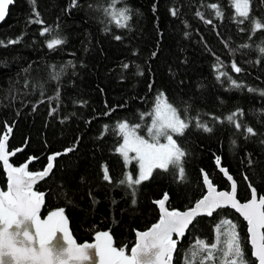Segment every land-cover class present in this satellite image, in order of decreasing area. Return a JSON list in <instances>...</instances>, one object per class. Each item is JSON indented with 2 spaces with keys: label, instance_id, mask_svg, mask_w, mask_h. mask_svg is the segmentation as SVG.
Returning a JSON list of instances; mask_svg holds the SVG:
<instances>
[{
  "label": "trees",
  "instance_id": "16d2710c",
  "mask_svg": "<svg viewBox=\"0 0 264 264\" xmlns=\"http://www.w3.org/2000/svg\"><path fill=\"white\" fill-rule=\"evenodd\" d=\"M109 4L13 0L8 6L0 21V138L6 125L12 127L8 146L23 149L11 162L37 157L29 165L32 170L44 166L47 154L61 152L48 177L35 185L45 193L41 214L63 208L77 241L107 230L113 244L127 252L135 230L157 219L153 200L164 192L171 207L191 205L204 192L201 170L219 188L228 187L215 170L216 156L236 180L239 200L248 198V184L264 192V53L259 50L264 47V0H249L247 19L238 16L232 0H117L116 8L130 9L126 27L106 15L104 9L112 11ZM211 5L223 15L218 17ZM37 13L43 23H29ZM44 26L52 32L41 36ZM18 37V43H10ZM55 38L65 43L50 50L47 43ZM160 94L191 120L182 137L175 135L187 152L186 179L177 180L178 169H156L148 181L134 186V197L127 184L119 183L125 167L116 151L121 141L117 125L139 124V134L147 137ZM237 109L242 115L229 122ZM197 116L213 131L196 128ZM236 123L243 126L238 129ZM5 180L0 163L1 187ZM222 219L238 225L246 259L255 264L245 224L227 207L196 218L177 244L173 264H216L196 242L209 245L213 225Z\"/></svg>",
  "mask_w": 264,
  "mask_h": 264
},
{
  "label": "snow or ice",
  "instance_id": "6c2138e0",
  "mask_svg": "<svg viewBox=\"0 0 264 264\" xmlns=\"http://www.w3.org/2000/svg\"><path fill=\"white\" fill-rule=\"evenodd\" d=\"M12 3L13 0H0V21L5 19L8 6ZM73 4H76V0H73ZM116 4L117 0H110L109 7L112 11L106 8L104 12L116 22L117 26L126 27L124 22L130 19L128 14L130 9L126 6L116 8ZM234 4L238 16L247 19L249 17V0H234ZM153 7L155 9V5ZM211 7L217 9L218 17L223 15L217 5H211ZM176 14L175 11L172 12V15ZM36 15L37 19L30 20L29 23H43L39 20V14ZM197 15L200 13L198 12ZM208 22L211 23V21ZM239 22L243 23V20ZM260 27V22L255 21V29ZM50 32L52 29L44 26L40 34L45 36ZM21 38L18 37L10 43H18ZM115 38L122 39L121 36ZM64 43L63 39L55 38L47 43V47L53 50L55 46ZM259 50L264 53V47H260ZM123 67L128 68V65L125 64ZM231 67L235 72H241V68L236 63H232ZM221 75L232 79L226 72H221ZM232 84L242 87L235 80H232ZM249 90L254 91V89ZM55 99L59 100V93ZM51 114L50 112L49 115ZM150 115L151 125L147 128V138L139 134L141 129L139 124L130 126L127 122H121L117 125L123 143L116 151L123 156L126 164L132 160L139 164L138 178L133 179L132 175L126 174L125 178L119 182L122 185L127 184L132 189L134 197L138 191V187L134 186L148 181L156 169L166 172L178 169L177 180L183 182L186 179L183 161L187 152L177 142V139H174V135L182 137L185 131L190 128L191 120L186 116L182 118L177 108L167 101L157 102ZM238 115H242L239 109L229 115L227 119L232 122ZM194 119L196 128L209 133L213 131L206 123L200 121L199 116ZM242 126V123H236V128L239 129ZM104 127L107 131L108 126ZM6 128L7 133H11L12 127L6 125ZM247 133L255 135L252 127H247ZM8 139L9 135L7 134L0 138V161L3 162L8 179V190L0 191V264H83L84 261L90 259L87 255L88 249L95 250L99 264H172L173 252L179 243V238L185 235L190 226H194L196 218L201 214L212 216L217 210L228 206L239 212L247 221L250 243L253 248L252 255L259 264H264V231H262L264 229V195H261L257 200V191L252 188L251 200L240 203L236 198L237 185L235 182L231 184V191H218L207 174L203 176L207 194L197 200L195 206L190 207L187 211H169L165 206L168 200L167 193L162 199L155 201L159 205L161 213L159 222L153 224L148 231L136 233L138 239L135 246L131 248L130 255L126 254L123 247L117 249L113 246V237L109 231L98 232L96 243L78 246L68 231L63 208L51 212L45 220H41L39 216L40 208L45 202V193L34 191L33 187L39 180L49 175L55 157L51 155L48 157L49 163L42 172H29L26 170V165L13 167L9 163L10 153L5 150ZM161 141H166V143ZM72 150L65 149V152ZM132 153L135 156H131ZM60 155L61 153L55 154V156ZM216 163L220 164V157L216 158ZM201 171L203 172V170ZM221 171L230 181L233 179L226 170L221 168ZM103 179L106 181L110 179L106 167ZM132 202L135 204L136 200L133 199ZM222 224L227 225L224 232L226 250H223V256L231 258L230 264H251L242 249V241L237 232L238 225L231 221H222ZM219 229L220 225L217 226V231ZM57 231L62 233V240L66 242V248L57 249L50 245ZM174 234L177 239H173ZM196 244L199 246L200 252L208 253L206 259H211L214 250L218 248L217 243H213L209 248L203 240H198ZM226 264H228L227 261Z\"/></svg>",
  "mask_w": 264,
  "mask_h": 264
},
{
  "label": "water",
  "instance_id": "95a60500",
  "mask_svg": "<svg viewBox=\"0 0 264 264\" xmlns=\"http://www.w3.org/2000/svg\"><path fill=\"white\" fill-rule=\"evenodd\" d=\"M5 134L9 135V138H10L11 133H7V128H6V131L2 133L1 138H2ZM8 141H9V139H8ZM8 141L6 142V149H5V150H6L7 152L10 153V156H9V163H10L13 167H21V166H25V165H26V170L29 171V172H33V173H36V172H42L43 169H44V168L48 165V163H49L48 157H49L50 155H51V156H54V157H57V156H55V154H56V153H59V152H53V153H49V154H47V156H46V162H45L44 166H43L41 169H39V170H32V169L29 168V165H30L31 162H33L37 157L29 156L26 160H24V161L21 162V163H18V164H14V163H12V162H11V159L14 157L15 154H17L18 152L21 151L20 149H23V146H20V147L18 146V147H15V148H9V146H8ZM18 150H19V151H18ZM60 153H61V152H60ZM217 157H218V156H216V157L214 158V160H215V165H216V169H217V171L222 175V177L227 181V183H228V187H227V188H219L218 185H217L216 183L213 182V183H214V186L217 188L218 191H231V184H232L233 182L236 183V181H235V179L233 178L232 174L228 171L227 167L224 166V165H222L221 160H220V164L217 165V163H216V158H217ZM30 158H32V159L30 160ZM0 163H1L2 170H3V172H4V176H5V179H6V180H5V185H4V187H1V186H0V191H4V192H6V191L8 190L7 172H6V169H5L4 165H3V162L0 161ZM52 163L54 164V160L52 161ZM221 168H223L224 170H226V171L228 172V175H230V176L233 178L231 181L227 178V176L224 175V172L221 171ZM51 170H52V169H51ZM51 170H50V171H51ZM49 174H50V172H49ZM204 174H207L206 171H205V170H203V172L201 171V177H202V184H203L204 192H203V194H202L200 197H198L196 200H194V201L192 202L191 205H189V206H187V207H185V208L169 207V205H168V200H167V201H166V204H165L166 208H167L169 211L176 210V211L183 212V211H187L190 207L195 206L196 201L199 200V199H201L203 195L207 194V188H206V186L204 185V182H203V176H204ZM46 177H48V176H46ZM46 177L42 178V179L39 180L38 182L42 181V180L45 179ZM209 179H211V178L209 177ZM252 188H254V187H253V186L250 187V196H249L246 200H242V201L239 200V199L237 198V193H236V198H237L238 202H240V203H246V202H248L249 200H251V198H252ZM33 190H34V191H37V192H42V191L37 190V189L35 188V185H34V187H33ZM42 193H43V192H42ZM165 193H166V192H164L160 198H156V199L153 200V202H154V204H155V206H156V209H157V213H158V217H157V219H156L154 222H152L149 226H147L146 228L141 229V230H140V229H136V230H135V238H134V242L131 244V246L129 247V249H128V251L126 252V254H128V255L131 254V248L135 246V242H136L137 239H138V237H137V235H136L137 232L148 231L149 229H151V227H152L153 224H156V223L159 222V218H160L161 213H160L159 205L156 204L155 201H158V200L162 199V198L164 197ZM261 195H264V194H260V195L257 194V200H259V197H260ZM43 206H44V204L41 206V208H40V212H39V216H40L41 220H45V219H47L48 215H49L51 212H54V211H57V210H58V209H54V210L49 211V212L45 213L44 215H42L41 212H42V210H43ZM227 208H230L231 210H233L236 214H238V216H240V217L245 221V223H246L247 239H248V244H249V246H250V250H251V256L256 260V264H259L258 260L252 255L253 248H252V245H251V243H250V234H249V232H248V223H247V221H246V220L244 219V217H243L239 212H237L235 209L231 208L230 206H228ZM200 216H208V215H206V214H201ZM200 216H198V217H200ZM64 217H65V219H66V221H67V228H68V231H69V233L72 235V238L76 241V244H77L78 246H82V245H84V244H92V243H96V234H97L98 232L107 231V230H99V231H96V232L93 234V236H92V238H91L90 240L77 241V240L75 239V237L73 236L72 232H71L69 219H68V217L65 215V213H64ZM208 217H209V216H208ZM186 231H187V230H186ZM262 231H263V229H262ZM185 233H186V232H185ZM110 235L112 236L111 232H110ZM112 237H113V236H112ZM173 239H177V237L175 236V234L173 235ZM181 239H182V237L179 238V242L181 241ZM50 245H51L53 248H57V249L60 248V247H65V248H66V242H64V241L62 240V233H60L59 231H57V233H56L55 236L53 237V240L50 242ZM113 246L116 247L117 249H119L118 246H116V245H114V244H113ZM175 250H176V249H175ZM175 250H174V252H175ZM174 252H173V257H174ZM87 255L89 256L90 259L84 261L83 264H99V259H98V256H96V254H95V250H94V249H88V250H87ZM172 264H173V258H172Z\"/></svg>",
  "mask_w": 264,
  "mask_h": 264
},
{
  "label": "rangeland",
  "instance_id": "374dc122",
  "mask_svg": "<svg viewBox=\"0 0 264 264\" xmlns=\"http://www.w3.org/2000/svg\"><path fill=\"white\" fill-rule=\"evenodd\" d=\"M233 4H234V0H233ZM234 6H235V4H234ZM164 101H167V100L165 99V97H164L163 94H160V95L156 98V101L154 102V105H153V107H152L151 113H152L153 109L155 108L157 102H161V103H163ZM167 102H168V101H167ZM168 103H169V102H168ZM150 125H151V122H150V124L148 125V127H149ZM148 127H147V128H148ZM146 130H147V129H146ZM140 135H142V134H140ZM142 136H144V135H142ZM144 137H145V136H144ZM145 138H147V137H145ZM174 139H175V135H174ZM161 142H162V143H166V141H161ZM122 143H123V138H122V135H121V141H120V144L117 146V148H118ZM120 155H121V154H120ZM131 156H135V154L132 153ZM121 157H122V160H123V163H124V167H125V176H126V174H128V175H132L133 179L138 178V176H139V164H138L136 161H134V160H132L130 163L126 164V163H125V160H124V158H123L122 155H121ZM213 164H214V167L216 168L215 160H213ZM132 165H134V168H131ZM161 196H162V194H161ZM161 196H159V197H157V198H160ZM168 205H169V204H168ZM169 207H171V206H169ZM222 221H229V220H227V219H222V220L217 221V222L214 223V225H213V229H212V233H213V235H212V241L210 242V244L208 245V247L210 248L211 245H212L213 243H217V244H218V248H217V250H214L211 260L216 261V262H215L216 264H226V261L228 262V264H230V260H231V258H230V257H229V258H225V257L223 256V250H226V245H225V243H224L226 237H225V235H224V232H225V229L227 228V225L222 224ZM218 225H220V229H219V231H217V226H218ZM205 252H206V251H205ZM206 255L208 256V253H207V252H206Z\"/></svg>",
  "mask_w": 264,
  "mask_h": 264
},
{
  "label": "flooded vegetation",
  "instance_id": "af4514ba",
  "mask_svg": "<svg viewBox=\"0 0 264 264\" xmlns=\"http://www.w3.org/2000/svg\"><path fill=\"white\" fill-rule=\"evenodd\" d=\"M215 170H216V172L217 173H219L218 171H217V169L215 168ZM219 175L222 177V175L219 173ZM223 178V177H222ZM224 179V178H223ZM225 180V179H224ZM236 181V180H235ZM227 182V181H226ZM228 184V183H227ZM236 185H237V182H236ZM248 191H249V196H250V185L248 184ZM257 191V190H256ZM257 194L258 195H260V194H264V192L263 193H259L258 191H257ZM248 196V197H249ZM247 199V198H246ZM245 199V200H246ZM240 217V216H239ZM241 218V217H240ZM243 220V219H242ZM243 222H244V224H245V230H246V223H245V221L243 220ZM263 231H264V229H263ZM246 234H247V232H246ZM246 238H247V236H246ZM247 245H248V247H249V252H250V255H251V250H250V246H249V244H248V239H247ZM252 257V256H251ZM253 258V257H252ZM254 259V258H253ZM254 262H255V264H256V260L254 259Z\"/></svg>",
  "mask_w": 264,
  "mask_h": 264
},
{
  "label": "crops",
  "instance_id": "0c3cea01",
  "mask_svg": "<svg viewBox=\"0 0 264 264\" xmlns=\"http://www.w3.org/2000/svg\"><path fill=\"white\" fill-rule=\"evenodd\" d=\"M233 1V0H232ZM234 5V4H233ZM235 7V6H234Z\"/></svg>",
  "mask_w": 264,
  "mask_h": 264
}]
</instances>
